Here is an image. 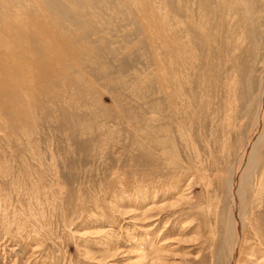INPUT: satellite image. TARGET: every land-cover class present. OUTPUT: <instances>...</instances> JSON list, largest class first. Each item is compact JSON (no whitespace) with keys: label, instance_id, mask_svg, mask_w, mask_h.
<instances>
[{"label":"rangeland","instance_id":"rangeland-1","mask_svg":"<svg viewBox=\"0 0 264 264\" xmlns=\"http://www.w3.org/2000/svg\"><path fill=\"white\" fill-rule=\"evenodd\" d=\"M263 90L264 0H0V264H229ZM262 127L235 264H264Z\"/></svg>","mask_w":264,"mask_h":264},{"label":"bare ground","instance_id":"bare-ground-1","mask_svg":"<svg viewBox=\"0 0 264 264\" xmlns=\"http://www.w3.org/2000/svg\"><path fill=\"white\" fill-rule=\"evenodd\" d=\"M262 90V89H261ZM261 103H260V110L258 113V117L256 119L255 124V132L250 137L249 142L245 145L242 150L240 151L236 164H235V178L232 182V186L230 188L231 191V202H230V214L232 215V225L231 227L228 225L227 235H226V247L229 255V264H235L238 244L240 241L242 227L243 224L241 220L238 218V210L241 204L244 186L247 184L249 173L245 172V168L249 166L254 167V160L256 157V149L257 145L261 142V136L258 134V130L263 126L264 127V90L262 92ZM262 127V128H263ZM260 132V131H259ZM257 159V157H256ZM247 169V168H246ZM241 213V212H240ZM231 218V217H230ZM230 222V220H229Z\"/></svg>","mask_w":264,"mask_h":264}]
</instances>
